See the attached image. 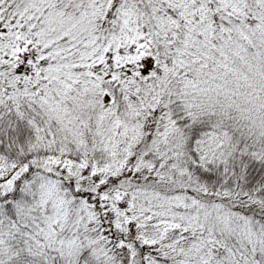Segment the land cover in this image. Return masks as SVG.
I'll list each match as a JSON object with an SVG mask.
<instances>
[{"label": "snow or ice", "instance_id": "6c2138e0", "mask_svg": "<svg viewBox=\"0 0 264 264\" xmlns=\"http://www.w3.org/2000/svg\"><path fill=\"white\" fill-rule=\"evenodd\" d=\"M0 264H264V0H0Z\"/></svg>", "mask_w": 264, "mask_h": 264}]
</instances>
